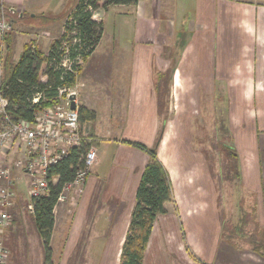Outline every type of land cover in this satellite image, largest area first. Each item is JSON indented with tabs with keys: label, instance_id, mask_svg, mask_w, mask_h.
I'll list each match as a JSON object with an SVG mask.
<instances>
[{
	"label": "crops",
	"instance_id": "1",
	"mask_svg": "<svg viewBox=\"0 0 264 264\" xmlns=\"http://www.w3.org/2000/svg\"><path fill=\"white\" fill-rule=\"evenodd\" d=\"M26 1L6 4L18 7ZM119 6L129 16L135 45L114 46L106 56L110 63H97L94 74H87L92 52L72 88L77 107L93 113L112 107L122 121L117 122L119 128L111 127L112 136L97 131L95 113L93 119L80 122L82 130L85 127L97 140V158L82 190L70 192L53 208L51 254L71 255L69 246L80 244V249L92 242L98 246L92 254L104 255L109 249L112 264L119 263L136 188L148 161L144 150L123 140L151 147L161 126L156 152L169 174L172 200L153 223L142 264H264V248L259 247L264 242L262 226L257 225L251 236L235 232L244 225L247 210L242 206L254 211L245 200L261 193L263 176L251 162L249 167L242 162L233 177L236 187L220 193L218 179L232 176L214 174L208 157L190 148L192 121L200 120L204 109L216 119L223 109L231 136L256 128V115L251 114L258 111V101H264V0H137ZM161 13L168 21L166 29L151 30L156 28L152 17ZM168 37L174 42L167 48L162 41ZM39 44L37 48L46 52L50 42L45 48ZM99 67L104 72L99 70L97 76ZM93 100L99 103L92 104ZM230 206L235 209L234 221ZM226 224L234 230L223 233ZM106 245L111 247L106 250ZM83 248L77 252L88 251Z\"/></svg>",
	"mask_w": 264,
	"mask_h": 264
},
{
	"label": "rangeland",
	"instance_id": "2",
	"mask_svg": "<svg viewBox=\"0 0 264 264\" xmlns=\"http://www.w3.org/2000/svg\"><path fill=\"white\" fill-rule=\"evenodd\" d=\"M75 2V0H59L58 2H52V0L41 2L38 0H27L23 5L18 7L9 5L14 7L13 10L7 14V17L13 22L10 33L12 61H17L21 54L23 43L26 41V43L31 41L34 44V41H37L38 43L35 45L40 43L41 45H39L42 46V48H45L46 45L53 40V37H57L58 32H62L63 30L62 25L66 12L75 4ZM122 10V7L119 5H109L105 10H103V8L95 10L93 18L97 21H101L102 32L97 47L87 60L85 73L89 74L92 72L94 74V66L97 63L101 66L103 65V62L110 63L111 60L108 61L106 56H108L109 51L113 50L114 46L135 45L133 37L134 30L132 31L131 29L133 26L127 22V20L129 21V16L126 17ZM103 11L105 12L103 13ZM152 19L153 22L156 23V28H152L151 30L160 32L161 28H163V30L166 29L168 21L163 17V13H161L159 18L152 17ZM162 42L166 44L168 48L173 45L174 40L173 37H168ZM176 45L173 47L174 50L177 47ZM114 50L116 49L114 48ZM111 55H114V53L112 52ZM99 68L100 69H97L95 72L96 75L99 70L104 72L101 67ZM108 71H110V75L112 76V70L109 68ZM101 72L99 77L103 75ZM41 79L45 80V76H42ZM72 91L75 92L74 88H72ZM97 102L98 100H93L92 104L95 103L96 105ZM102 102L105 104V101ZM258 104V111H252L251 114L253 115V113H255L254 115H256V128L247 134L243 132H232V136L230 133L228 134L229 127L228 123L226 125V113L222 108L221 117L218 116V119H216L215 114L210 115L209 112L204 109L202 118L204 116L205 119L203 120L200 118L199 120L196 118L192 121L193 129L192 133H190V143L192 142L190 146L191 150L194 151V153L204 154L208 157V164L211 168V172L214 174L227 173L228 177L232 176V179L230 180L225 178L226 176L221 180L218 179L221 189L220 193H228L231 191V186H233L232 188L236 187L234 183L236 180L233 177L237 175L239 164L241 165L242 162L244 167H249L248 163L251 162V166L258 169L263 176V179L261 178L260 181L261 186H264V101H258ZM220 106L221 103L217 102V107ZM96 111L97 112H94L95 115H97V117H95L96 120L94 121V125L97 131L103 132L100 133V135L106 134L107 136H112L113 130L111 129L120 127L117 122L121 123L122 115L117 116L115 112L113 113L112 107H110V111L105 107H101ZM260 111L263 112L261 113ZM83 132L86 134L89 133L85 127H83ZM90 142L97 150L96 138H91ZM213 143H215L216 146H213ZM208 144H211L212 147L205 146ZM233 152L235 153L234 156H232ZM18 155H20V152L18 151L10 152L5 155V159L7 161H13ZM13 175L17 177V184L15 185L16 200L13 208L10 210L12 221L7 226H4L0 233L3 244L8 251L4 264H112L114 254L108 249L111 245L105 246L106 250H108L104 255L101 253H98L97 255L92 254L91 251L94 252L98 246L92 244L91 238H89L91 243L83 245V247H86L88 250L86 253L77 252L80 244L69 246L73 248V253L71 255H52V249L49 247L50 262H45V255L40 236L38 237L32 223L31 214L26 208V204L29 201L27 179L17 169H14ZM245 202H249L247 204H251L252 206L254 205V211H249L247 206H242V208L245 207L247 210L243 217L244 225L242 226V229L238 226V228L235 229V232L238 234L240 231H246L248 236L249 233L251 236L252 233V235H255L257 225H261L262 231L264 230V200L260 193L259 195L255 194L254 196H248L247 201L245 200ZM232 207L233 206H230V209H233V217L231 216V212L230 216L234 221L235 209ZM242 216L243 215H241V217ZM250 216L252 217V222L255 224V227H253L252 223L248 222V220H251L249 219ZM226 221L229 222V220ZM223 230V233H225L229 232V230H234V228L229 224H226V227H224ZM225 237H227V235ZM256 237H258V235H256ZM224 240L227 241L226 239ZM242 245L245 246L246 244L242 243ZM83 247L80 249H84ZM189 252V250H186V255H190ZM168 254L175 255V253ZM156 261L157 260L154 257V263ZM232 263L236 264L235 261H232L230 264Z\"/></svg>",
	"mask_w": 264,
	"mask_h": 264
},
{
	"label": "trees",
	"instance_id": "3",
	"mask_svg": "<svg viewBox=\"0 0 264 264\" xmlns=\"http://www.w3.org/2000/svg\"><path fill=\"white\" fill-rule=\"evenodd\" d=\"M137 0H76L66 12L62 32L50 42L47 51L42 52L33 42L25 43L16 62L12 61L10 33L6 36V53L3 59V77L0 90L10 102L13 118L33 121L42 108L57 102L59 88H72L86 58L95 50L101 38L102 23L93 18L95 10L106 9L109 5L135 4ZM66 56V57H65ZM77 57L81 63H76ZM67 58L73 71L62 66ZM75 71V72H74ZM45 76V80L41 77ZM40 93L37 102L32 99ZM66 94V91L63 95ZM79 120H90L94 113L83 106L77 107ZM162 135V127L155 138L154 145L123 140V142L144 150L148 161L141 173L136 192L135 204L130 213L128 228L121 245L118 264H142L146 245L153 223L159 214L166 212L164 204L172 200V188L167 170L157 157L156 146ZM91 138H94L89 133ZM91 144V142H90ZM89 142L70 149L67 156L50 167L48 177H56L49 183L47 195L32 198L31 219L35 231L41 238L45 262H50L49 239L53 227V208L57 196L65 182L71 181ZM232 155H235L233 152ZM261 194L264 200V186ZM260 243L259 247H263Z\"/></svg>",
	"mask_w": 264,
	"mask_h": 264
},
{
	"label": "built area",
	"instance_id": "4",
	"mask_svg": "<svg viewBox=\"0 0 264 264\" xmlns=\"http://www.w3.org/2000/svg\"><path fill=\"white\" fill-rule=\"evenodd\" d=\"M11 10L13 9L6 4V0H0V84L3 77L6 36L12 30L13 22L7 17ZM76 63H81L80 57H77ZM61 64L73 71L67 58H64ZM65 91L66 94L63 95ZM71 92L72 88H59L58 101L42 108L35 114L33 121H28L13 118L10 102L0 90V233L2 228L12 221L10 210L16 200L17 184V177L13 175L14 169L19 170L27 179L29 201L26 208L32 213V198L47 195L49 183L56 181V177H48L50 167L67 156L71 148L89 142L80 155L72 180L62 185L55 205L65 202L70 192L78 193L82 190L96 161L97 150L90 144L89 133L86 134L82 130L77 107L70 108ZM39 97L40 93H35L32 102H37ZM17 151L20 155L13 161L5 159V155ZM7 253L0 237V264H4Z\"/></svg>",
	"mask_w": 264,
	"mask_h": 264
},
{
	"label": "water",
	"instance_id": "5",
	"mask_svg": "<svg viewBox=\"0 0 264 264\" xmlns=\"http://www.w3.org/2000/svg\"><path fill=\"white\" fill-rule=\"evenodd\" d=\"M76 95L74 93L69 95V99H70V108L71 109H75L76 106V101H75Z\"/></svg>",
	"mask_w": 264,
	"mask_h": 264
}]
</instances>
